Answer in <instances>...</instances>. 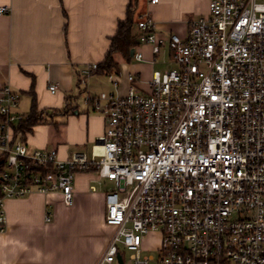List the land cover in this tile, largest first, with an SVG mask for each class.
<instances>
[{"label": "built area", "instance_id": "1", "mask_svg": "<svg viewBox=\"0 0 264 264\" xmlns=\"http://www.w3.org/2000/svg\"><path fill=\"white\" fill-rule=\"evenodd\" d=\"M138 29L176 67L154 71L147 93L129 74L125 94L93 98L107 116L90 153L31 149L14 136L18 93L0 90V232L6 200L60 192L70 206L76 174L95 170L113 183L96 264H264V0H210L184 38L159 36L149 14Z\"/></svg>", "mask_w": 264, "mask_h": 264}, {"label": "crops", "instance_id": "2", "mask_svg": "<svg viewBox=\"0 0 264 264\" xmlns=\"http://www.w3.org/2000/svg\"><path fill=\"white\" fill-rule=\"evenodd\" d=\"M209 1L160 0L151 5L149 0H140L138 14L154 19L159 36L184 38L191 22L208 13ZM128 4L129 0H0V6L10 8L0 15V90L10 86L18 93L16 113L25 119L33 94L39 111H60L48 114L51 122L57 116L64 118L59 129L48 122L27 132L25 140L20 135L17 139L31 149L56 150L62 160L77 151L89 153L88 148L92 149L106 128L107 113L104 106L95 108V93H106L103 90L110 85L109 94H125L129 74L139 77L135 85L147 93L153 72L160 71L155 66L173 64L167 47L155 56L150 46L138 41L135 49L143 53V61L116 55V73L101 75L96 69L84 73L93 64L104 62ZM51 84H58L57 93L49 91ZM83 93L82 109L78 95ZM66 104L73 108L68 114L61 112ZM106 183L95 170L77 173L70 206L60 192L6 200L0 264H96L111 236L105 222Z\"/></svg>", "mask_w": 264, "mask_h": 264}, {"label": "trees", "instance_id": "3", "mask_svg": "<svg viewBox=\"0 0 264 264\" xmlns=\"http://www.w3.org/2000/svg\"><path fill=\"white\" fill-rule=\"evenodd\" d=\"M140 0H129L126 17L124 20H120L117 26L116 34L111 38V44L109 50L106 54L103 63L97 66L95 72L101 75H111L118 71V62L115 59L116 55H121L125 60L130 61V52L135 49L138 45V21L143 15L138 14ZM69 99V97L67 98ZM73 108L71 104H66V107L61 111L64 114L72 112ZM60 111L53 110L49 111H39L37 105V99L35 94L32 96V107L27 118L14 128V136L20 135L22 140H25V134L27 132H32L33 128L37 125L47 124V116L51 113L53 116L55 113ZM6 165V156L2 155L0 157V174L3 172Z\"/></svg>", "mask_w": 264, "mask_h": 264}, {"label": "rangeland", "instance_id": "4", "mask_svg": "<svg viewBox=\"0 0 264 264\" xmlns=\"http://www.w3.org/2000/svg\"><path fill=\"white\" fill-rule=\"evenodd\" d=\"M139 9H140V4H139V8H138V11H139ZM133 64H136V62L134 61V63ZM176 67V65L174 64H172V65H167V66H163V65H160V64H157L156 66H155V70H160V71H164V70H171V69H173V68H175ZM106 81V80H105ZM106 84H108V82L106 81ZM110 85L107 87V88H105L103 91H106V93H108L109 91H110ZM102 92V90H99L98 92H96L95 94L96 95H98V96H100V93ZM84 94V95H83ZM81 96H79L78 95V97H79V104H80V107H84V99L86 98V93H83ZM109 94V93H108ZM97 96V97H98ZM83 107H82V109H83ZM47 118V120H48V122L50 123L49 124V126H53V127H55V126H58V127H56L57 129H59L60 128V126H63L64 125V118L63 117H59V116H57L56 118H54V120H53V122H51V120L49 119V117L47 116L46 117ZM55 124H57V125H55ZM90 149H91V147H89L88 148V151H89V153L91 152L90 151ZM85 150H87V149H85ZM105 182H107L106 184H105V186H104V188H103V191L104 192H109L110 191V189L113 187V183L112 182H110V181H108V180H105ZM108 226V225H107ZM108 227H110V226H108ZM111 228V227H110ZM110 230V229H109ZM112 231H113V229L111 228V234H112ZM109 232V231H108ZM108 232H105V236H107V233ZM156 254V253H154V252H148V254ZM128 255H129V253H124V256L126 257V259H127V257H128Z\"/></svg>", "mask_w": 264, "mask_h": 264}, {"label": "water", "instance_id": "5", "mask_svg": "<svg viewBox=\"0 0 264 264\" xmlns=\"http://www.w3.org/2000/svg\"><path fill=\"white\" fill-rule=\"evenodd\" d=\"M134 53H135V50L132 49L131 52H130L131 57H134Z\"/></svg>", "mask_w": 264, "mask_h": 264}]
</instances>
